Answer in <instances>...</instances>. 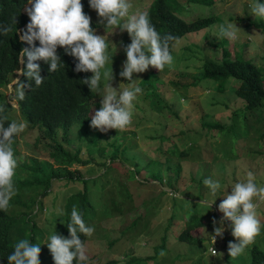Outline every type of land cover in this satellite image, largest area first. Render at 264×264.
Instances as JSON below:
<instances>
[{
	"label": "rangeland",
	"instance_id": "rangeland-1",
	"mask_svg": "<svg viewBox=\"0 0 264 264\" xmlns=\"http://www.w3.org/2000/svg\"><path fill=\"white\" fill-rule=\"evenodd\" d=\"M134 1L136 0H129V3ZM150 1L143 0V5H148ZM255 2L252 0H225L217 3L211 9L185 3V10L182 14L188 20H184V22L191 23L200 18H214L220 21L205 30L186 35L175 41L172 45L173 60L170 65H166L162 71L149 66L143 73L134 72L131 82L119 75L126 61L123 49L124 46L131 43V37L126 30L121 32L119 26L105 29L99 23L97 13L94 10L91 12V21L101 28L97 35H101L107 45L105 49L107 59L104 67L100 69L99 89L93 90L98 93L99 99L92 106L94 108L91 117L98 108L100 109V101L108 92L115 89L116 94L119 95L125 89H134L144 79H146V83L141 89L149 85L146 87L148 92L153 95L159 94L162 103L158 105L157 98L152 97L151 105L142 104L141 95H147L143 89L142 93H138L133 101L131 123L125 129H109L107 132H101L98 129H92L91 122L83 126H73L70 130L72 134L70 145L83 148H81L83 159L88 158L87 151L92 157L91 164L86 167L77 164H72L71 167H60L44 161L40 163L45 175L50 174L51 168L60 172L64 169H78L82 176L89 180L87 187L89 201L96 208L97 215L93 220L95 230L84 246L87 256L85 261H88V264H125L127 263L125 260L133 255L137 257L136 259L142 260L156 255V262L143 261L141 264H225V248H228L230 241L235 242V238L231 234V221H224L222 237L217 236L214 243L212 240L213 220L218 222L223 218V213L218 210L219 203L231 192L235 183L247 182L249 172L252 173L253 182L257 187H264V140L259 141V136L264 131V122L257 127V131H250L248 137L238 144H236L237 140L230 143L227 139L226 142L224 137L216 132H211L209 145L206 146L203 140L198 146L189 148L191 154L188 159L193 165V176L163 174L152 179L151 175L147 176L146 171L142 169L140 176H127L125 179L123 171L117 170V164H113V168L121 177L117 173L114 176H102L103 171L95 164L103 161L104 158L107 159L113 151L111 147L105 145L104 138H107V142H112L116 138L118 144L121 145V136L124 135L126 142L130 141L135 146L131 154L136 155L140 163H144L149 159L161 158L158 153L159 145L163 150L169 146V143L162 145L156 139L163 133L170 136L180 130L188 131L191 128L207 133V130L200 128L204 117L207 121L228 123L229 117L232 116L231 113L239 108L240 104V101L230 90L231 87L230 89L225 88L226 91L222 93H216V88L213 89L212 86L213 83L205 80H200L195 86L187 88L182 86L183 84H194V79L198 77L199 68L205 58L214 61L221 59L223 48H227L233 57L245 50L246 59H254L255 64L264 66V63L262 64L264 36H260L261 31L253 26L247 27L252 21L258 22L260 19L264 21V18L255 17L251 8L244 12V8H247L248 4L253 5ZM141 7H139V11ZM129 17L131 18V16ZM127 21L126 18L121 19L120 24ZM227 24L238 27L237 38L224 37L227 44L223 46L224 39L220 36V26H227ZM199 60H202L200 66H198ZM176 74L183 75L178 79ZM18 78L12 79L5 90V96L9 102L10 99H13L15 91L13 85ZM176 81L182 86L174 85ZM226 85L229 84L224 83V86ZM231 85L233 86L232 83ZM173 112L179 114L181 120L176 118ZM11 115L15 120L22 121L18 111L12 112ZM188 116L190 117L187 118ZM262 118L264 120V113ZM124 131L127 132L123 133ZM23 132L25 133L23 134ZM23 132L19 138V156L14 176H27L25 173L16 175V171L20 170L21 164L28 165L33 156L30 148L34 143L35 132L26 128ZM109 132L113 133V138H108L111 137L108 135ZM102 133H105L106 136L101 137ZM191 135H187V138L192 139ZM98 150H102L106 157H101ZM212 154L217 157L215 160L212 159ZM160 162L164 163L163 157ZM178 178L181 180L179 186ZM205 178H211L220 183V188L214 195L210 188L203 183ZM137 182H141L143 187L139 186L135 198L129 200L126 195L136 193ZM57 184L58 187L51 189L47 195L33 196L32 199L35 203L33 208H15L18 212H25L30 218V223L36 222L37 230L47 232L43 234V237L38 232L39 235H36L37 239L41 240V243L38 244L41 247L40 264H54L46 243L49 242L52 235L58 232L56 228L62 223L61 215L68 197L83 187L81 183L70 187H66L64 183ZM28 197L21 196L20 199L26 201L29 199ZM253 202L257 203L256 218L260 222V232L241 254L236 257L227 254V260H231L235 264L246 262L249 259V250L253 245H257L264 251V200L253 197ZM39 205L44 207L45 211L37 212ZM140 215L142 217L136 228L130 230V223ZM192 216L194 219L190 221ZM24 219V217L20 219L23 227L26 226ZM186 222L195 225L201 224L200 227L190 232L192 237L200 240V244L193 245L189 241L175 243L169 248L164 245L163 252L165 254L162 256V249L159 247L164 243L162 237L164 232L176 237L177 232L181 231ZM168 223H170V227L173 225L172 228H168ZM215 226L219 227L220 225L217 223ZM224 243L226 245H223ZM210 249L216 250V255H213Z\"/></svg>",
	"mask_w": 264,
	"mask_h": 264
},
{
	"label": "trees",
	"instance_id": "trees-1",
	"mask_svg": "<svg viewBox=\"0 0 264 264\" xmlns=\"http://www.w3.org/2000/svg\"><path fill=\"white\" fill-rule=\"evenodd\" d=\"M223 1L225 0H183L182 2L179 0H152L149 6L148 16L151 24L155 26L161 38L172 34L181 39L186 35L205 30L220 21L214 18H202L191 23L184 22L178 14L184 10L185 3H195L204 7H211ZM252 1L254 2L256 0ZM259 2L264 3V0H259ZM81 3L84 6L83 11L90 16L93 10L89 7L88 0H81ZM25 4H27V0H0V9L2 7L0 24L9 25L12 28V31L8 35L0 36V107L4 108V112L0 113V117H7L4 120L5 127L12 121L18 123L24 122L27 125L26 129L35 132L34 143L30 148L33 155L32 159L29 160L28 165L25 163L21 164L19 166L20 170L16 171V175L25 173L27 176H13L16 194L12 197L14 199L10 200L7 210H0V264H8L7 256L14 251V246L18 240L27 239L33 244L41 243V240H38L36 235L39 233L43 237V234L47 232L37 230L36 222L30 223L28 215L25 212L16 211L15 208H33L35 205L32 199L33 196L47 195L51 189L53 190L55 187H58L57 183H64L66 187L78 183H81L83 186L81 190L69 196L64 204L61 215L62 223L56 228L58 235L64 238H70L67 224L71 219L73 205L77 206L78 211L82 214L86 226L93 227V220L97 215L96 208L89 201V191L87 188L89 180L82 176L80 170L64 169L60 172L58 170H52L51 168L50 174L45 175L40 166L41 161L60 167H71L72 164L86 167L91 164L92 157L89 151L86 152L88 158L83 159L81 157L83 148H76L70 145L72 140L70 130L75 125L83 126L91 121L89 114L92 105L95 104L94 91H90L88 85L83 84L81 80L90 78L93 73L90 71L75 72L74 68L78 61L66 55L63 48L58 47L57 54L63 64L60 65L56 72L49 73L48 64L42 60L36 61L41 66V75L45 77L44 82L39 87L35 86L34 81L21 76L18 82L19 84L15 86L13 99L16 98L21 84L24 85L23 91L25 96L23 100L15 99L17 109L9 104L5 93L1 91V89H6L10 81L17 76L16 71L22 68L19 56L21 48L31 47L26 43H22L18 34V30L25 29L29 23L28 17L21 12ZM248 8H251L250 4L247 5V8H244V12ZM14 20H17V23H14ZM90 26L96 33L98 26L92 21ZM252 26L261 31L260 36H264L263 19H260L258 22L252 21L247 25L248 28ZM222 38L224 39V46L227 44V41L224 37ZM175 41L177 40L169 43L170 54ZM36 46L39 47V41H36ZM245 56V50L241 51V54L233 57L227 48H223L221 51V59L214 61L205 58L203 63L202 60L198 61V66L201 63L202 65L199 68L198 79H194V84H183L182 86L178 81L174 84H177V87L182 86L183 88H187L198 85L200 80H205L213 83L212 86L213 89L216 88V93H222L231 87L230 90H232V93L240 101V104L239 108L231 113L232 116L229 117L227 124H222L218 121H207L205 117H202L203 122L200 128L207 130V133H202L191 128L188 131L180 130L178 133L170 136H166L165 133L157 136L156 139L162 145L169 143V146L165 150L161 148V145L158 148L159 155L161 158H164L163 164L160 162V157L140 163L137 156L131 154L135 146L129 140L127 143L124 135L121 136V145L118 144L116 138L112 142H107V138H104L105 145L111 147L113 151L108 155L107 159L104 158L103 161L95 164L97 168L103 171L102 176H114L115 173L120 176L118 172L114 171L113 164L118 165L117 170L123 171L125 179L127 176H140L142 169L146 171L147 176L151 175L150 177L152 179L158 178V176H162L163 174L167 176H193V165L188 159L191 154V149L189 148L198 146L200 141L203 140L206 146L209 145L211 141L209 134L211 132H216L221 135L226 142L229 140L228 142L232 143L233 140H237L238 142L236 144H238L248 137L250 131H257V127L264 122L262 118V114L264 113V66L255 64L254 59H246ZM26 59L25 57V61ZM262 61L263 64L264 57ZM198 66L196 67L198 68ZM181 75L183 74L177 75L178 79L181 78ZM145 83L146 79L142 80L137 87L141 88ZM224 83L229 85L224 86ZM216 85L217 87H215ZM147 86L149 85L142 88V90L144 89L146 91L147 95H141V98H143L141 103L151 105L152 97H156L158 105H160L162 99L159 98V94L153 95L151 92H148ZM15 111L19 112L22 121L15 120L11 115ZM173 115L181 120L179 114L173 112ZM125 132L127 131L123 133ZM189 134H192V139L190 137L187 138ZM21 135L22 132L13 139L11 144L14 159L16 160L19 156V138ZM108 135L111 136L108 138H113L112 132H109ZM100 136L105 137L106 134L102 133ZM263 140L264 131L259 136V141L262 142ZM241 146L245 148L243 144ZM98 154L101 157H106L103 155L102 150H98ZM215 158L217 157L212 154V159L215 160ZM180 182L181 180L178 178V186ZM139 186L143 187L141 182H137L135 194L126 195L129 200L135 198ZM21 196H29V199H26V201L21 200ZM40 210L45 211V208L39 205L37 212ZM23 217L26 220L25 227L21 226L20 223V219ZM141 217V215L138 216L130 223V230L136 228ZM193 219V216L190 217V221ZM169 225L170 223L167 226ZM172 226L168 228H172ZM200 226V223L195 225L186 222L182 226L181 231L177 232L178 235L176 237L172 234L169 235L165 231L164 236H162L164 243L159 248L163 250L164 245L169 248L175 243L189 241L193 245H199L200 240L192 237L190 232ZM78 234L85 246L89 236L82 233ZM143 261H151V263H154L156 262V255L149 256L143 260L134 258L125 264H141ZM73 263L77 262L74 260ZM247 263L264 264V251L257 245H253L249 251ZM81 264H88V261H82Z\"/></svg>",
	"mask_w": 264,
	"mask_h": 264
},
{
	"label": "clouds",
	"instance_id": "clouds-1",
	"mask_svg": "<svg viewBox=\"0 0 264 264\" xmlns=\"http://www.w3.org/2000/svg\"><path fill=\"white\" fill-rule=\"evenodd\" d=\"M151 2L152 0L145 6L143 0H136L131 4L129 0H88L89 7L97 13L99 23L105 29L119 26L121 32L126 30L131 37V43L124 46L126 61L123 70L119 73L120 77L126 78L130 82L134 72L143 73L149 66L162 71L165 65H170L173 57L170 54L169 43L179 39L172 34L161 38L148 16ZM83 7L81 0H27V4L21 12L28 17L29 23L25 29L18 30V34L21 42L31 47L21 48L19 52L22 68L16 71L15 78H19L13 88L19 84L21 76L34 81L35 86L39 87L45 77L41 75V66L36 61L42 60L48 64L49 73L56 72L63 64L57 54V48L61 47L66 55L78 61L74 68L75 72L90 71L93 73L90 78L81 80L82 83L87 84L90 91L99 89L100 69L104 67L107 59L105 56L107 45L102 36L96 34L100 32L101 28L98 26L95 33V30L90 26L92 19L83 11ZM139 7H141L140 11ZM250 7L255 17L264 18V3L256 0L255 4ZM184 10L179 12L178 16L182 20H188L183 17ZM1 13L2 7L0 15ZM125 18L128 21L120 24V20ZM13 22L17 23V20ZM237 29L238 27L233 24L221 25L220 36L236 39ZM10 31H12L11 26L0 24V36H6ZM36 41H39V47L36 46ZM105 75L108 74L105 73ZM23 87L24 85L21 84L15 99H24ZM7 88L8 86H6ZM6 89H1V91L5 93ZM142 91L140 87H135L131 90L125 89L119 95L116 94L115 89L108 92L100 101V109L98 108L92 117L91 113L94 107H91L90 127L101 132H107L109 129H125L131 123L133 101L136 99V95ZM93 93L96 103L99 96L98 93ZM15 99H10L8 102L17 109ZM3 112L4 108L0 107V113ZM6 119L7 117H0V210L3 211L7 210L10 200L16 194L13 176L17 160L14 159L11 144L13 139L27 126L24 122L12 121L5 127L4 120ZM70 137L72 138V134ZM76 138L78 139L77 134ZM248 177L246 183H235L231 192L219 203L218 210L223 213V218L218 222L213 220L212 240L214 243L217 236L222 237L224 221H231V234L235 238V242L230 241L228 248H225V264H235L231 260H227V254L231 257L241 254L260 232V222L256 218L257 203L253 202V197L264 200V187H257L253 182L251 172L248 173ZM203 183L210 188L213 195L220 188V183L211 178H205ZM217 223H219V227L215 226ZM67 228L70 238L54 234L46 243L54 264H76L73 263L74 260L78 264V262L87 259L84 243L78 233L91 236L95 229L86 226L82 214L75 205L72 207L71 219ZM210 250L213 255H216V250ZM40 253V245L23 239L15 244L14 251L7 256V261L8 264H40ZM164 254L162 250L161 255ZM221 254L223 255V253ZM134 258L137 257L133 255L125 262L128 263ZM238 264H246V262L242 261Z\"/></svg>",
	"mask_w": 264,
	"mask_h": 264
}]
</instances>
